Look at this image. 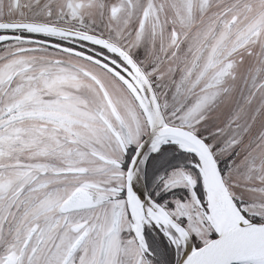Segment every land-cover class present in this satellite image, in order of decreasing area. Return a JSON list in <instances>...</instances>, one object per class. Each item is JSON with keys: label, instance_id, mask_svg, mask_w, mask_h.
I'll list each match as a JSON object with an SVG mask.
<instances>
[{"label": "snow or ice", "instance_id": "snow-or-ice-1", "mask_svg": "<svg viewBox=\"0 0 264 264\" xmlns=\"http://www.w3.org/2000/svg\"><path fill=\"white\" fill-rule=\"evenodd\" d=\"M0 264H264V0H0Z\"/></svg>", "mask_w": 264, "mask_h": 264}]
</instances>
